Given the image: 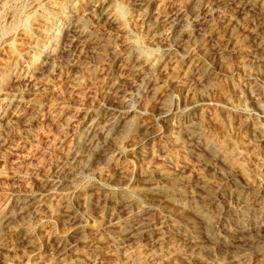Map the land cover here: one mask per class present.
Listing matches in <instances>:
<instances>
[{"label":"bare ground","instance_id":"6f19581e","mask_svg":"<svg viewBox=\"0 0 264 264\" xmlns=\"http://www.w3.org/2000/svg\"><path fill=\"white\" fill-rule=\"evenodd\" d=\"M153 2L90 0L81 19L67 26L66 36L54 43L56 47L42 53L43 62L35 70L29 93H39L42 86L60 76L73 101L85 94L86 88L95 94L97 103L80 120L82 126L74 133L68 152L53 165L52 171H45L40 178L39 194L17 191L16 198L0 205V264H57L85 244H104L120 251L152 237L160 247L182 246L195 256L239 264L243 250L255 254L264 244V188L254 191L248 183L240 181V174L246 175L243 162L237 158L232 163L234 158L228 159L204 136L197 113L202 99L189 104L179 116L175 130L161 133L167 146L185 151L197 164L212 169L229 185L228 191L188 178L182 169L172 171L150 165L149 156L148 161L143 158V150L158 131L153 130V123H138L129 114L130 96L146 84H150L147 94L158 92L176 62L188 56L194 44L199 49L192 66L183 71L186 81L178 78L175 83L183 81L191 95L199 98H203L204 89L216 74L217 62L237 45L245 51L237 61L238 66L263 62L264 0H184L182 4L171 1L167 9L152 8ZM230 8L236 12L232 21L220 25L217 18L224 17ZM124 14L130 16L131 25L123 23ZM214 20L216 28L212 27ZM238 27L248 32L240 42L235 39ZM139 33L147 35L146 39L144 36L145 40L140 39ZM206 37L213 39L211 45L207 43L211 38ZM155 71L159 78L150 83L147 77ZM81 76H86V86L81 84ZM17 101L28 111L23 122L25 129L45 112L53 122L64 118L68 129L74 123L65 116L71 107L63 99L57 103L60 112L56 114L53 107L36 102L33 97ZM164 105L158 106V117L163 119L170 113ZM12 111H16L17 117L22 110ZM128 133H136L140 148L137 154L145 165L135 176L139 183L136 188L129 193L117 192L131 178L117 170L110 171L107 184H93L76 199L63 203L56 216L61 230L51 229L48 241H38L34 227L47 207L39 195L61 197L94 167L109 170L108 164L115 163L114 159L122 153L121 143ZM3 146L4 137L0 133V148ZM89 221H95V226L85 233ZM96 261L97 257H93L87 264Z\"/></svg>","mask_w":264,"mask_h":264},{"label":"rangeland","instance_id":"374dc122","mask_svg":"<svg viewBox=\"0 0 264 264\" xmlns=\"http://www.w3.org/2000/svg\"><path fill=\"white\" fill-rule=\"evenodd\" d=\"M89 1L0 0V133L4 137L5 145L0 148V205L11 198H16L17 191L39 194L41 179L45 171H52L53 165L68 152L67 149L74 139L73 135L77 134L82 126L80 120H83L89 109L96 106L97 99L95 100L96 97L93 96L95 94L86 88H84V96L82 95L83 97L81 96L76 102L73 101L72 95L67 94L65 83L60 76L52 79L50 84L42 86L39 93L28 92L32 84L31 79L37 72L35 70L42 65V53L56 47L54 43L66 36L67 26L81 19ZM171 1L176 4L184 2V0H154L152 8L167 9ZM235 14V8H230L224 17H218L217 20L219 19L220 25L226 26ZM128 18L129 21H126ZM122 20L125 24L130 23L128 25L132 23L130 16L126 14L123 15ZM216 25L217 21L214 20L212 27ZM247 33L243 27H238L235 31L236 41L240 42ZM139 34L140 39H146L147 35ZM143 36L145 39L142 38ZM209 38L211 37H206V40ZM212 38L215 39L214 36ZM212 38L207 42L209 45L213 43ZM192 47L191 55L188 54L176 62L175 68L171 71L167 81L162 82V87L158 92L152 95L150 92L147 94L150 84H146L143 89L141 88L136 94L130 96V118L138 123H153V130L158 131L154 140L144 147L143 158L147 160L149 156V161H147L152 166L172 171L179 168L188 178L203 181L221 191H228L229 185L224 184L212 169L197 164L185 151L167 146L161 133L165 130H175L179 124V116L189 108V104L202 99L197 113L201 119H199L200 126L204 136L209 138L211 143H215L214 146L223 155L225 154L224 156H228V159L234 158L231 160L232 163L239 158L238 161L243 162L246 170V175L240 174V181L248 183L254 191H260L264 188V61L259 64L249 63L244 67L238 66L237 61L245 51L237 45L238 48L227 52L225 57L217 62L216 74L212 76L209 85L204 89L203 98H199L191 95L182 83L183 81L175 83L178 78L186 81L183 71L192 66L199 49V46L195 44ZM152 74L147 77L150 83L159 78L156 71ZM81 77V84L84 83L82 85L86 86V76ZM31 96L34 101L53 107L54 114L60 112V108L56 107L58 102L62 99L70 102L66 103L71 108L65 116L73 120L74 126L66 128L64 118L56 122L50 121L45 112L35 124L25 129L23 122L28 111L22 109L17 100L32 98ZM16 104L19 106L17 107ZM161 104L170 112L164 119L158 117V106ZM14 108L22 110L17 117L14 114L16 111H12ZM136 137V133L124 135L123 139L126 141L123 140L121 143L122 153L120 156L117 155V160L114 159L115 163L108 164L111 169L108 170V167L103 166L94 167L61 197L53 194L39 195L44 198L45 207H47L44 208L38 225L34 227L38 241H48L51 229L58 232L61 230L57 227L56 216L63 207V203L76 199L93 184L98 186L107 184L105 181L110 171L117 170L131 178V181L118 188L117 192L129 193L136 188L139 183L135 176L145 169L144 163L142 161V164L140 163L139 154H137L140 148ZM243 175L244 178H242ZM94 226L95 221L86 223L85 233L90 232ZM263 245L261 244L259 251L256 252L257 255L243 250L245 254L240 253L242 254L240 261L243 263L239 261V264H264ZM167 246L169 245L158 246L153 237L131 243L122 250L119 249L120 251L108 245L90 243L71 251L72 254L57 264H65V261L87 264L93 257H97V261L92 264H164L167 262V264H172V262L173 264H190L191 262V264H234L229 261L224 263L215 261V258L212 260L203 255L195 256L196 254L193 255L192 251L182 246H169L168 248ZM247 255L250 257L248 258Z\"/></svg>","mask_w":264,"mask_h":264}]
</instances>
